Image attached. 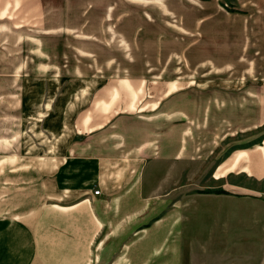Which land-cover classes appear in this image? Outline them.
I'll list each match as a JSON object with an SVG mask.
<instances>
[{"label": "crops", "instance_id": "1", "mask_svg": "<svg viewBox=\"0 0 264 264\" xmlns=\"http://www.w3.org/2000/svg\"><path fill=\"white\" fill-rule=\"evenodd\" d=\"M20 1L36 13L49 11V18L52 1L60 13L63 9L58 0ZM177 2L183 8L184 19L178 20L184 33L201 42L185 53L191 68L171 64L172 80L157 104L166 115L186 116L191 124L186 129L180 116L151 132L132 126L144 125L146 106L136 111L141 104L136 100L139 89L154 82L139 79L132 68L127 78L113 82L94 75L64 80L31 74L23 79L16 118L28 127V149L36 160L27 176L5 177L1 165L0 264H120L125 255L127 264H184L178 242L168 238L161 221L181 217L196 205L201 183L197 135L203 148L217 143L225 152L209 172L222 190L238 194L242 185L229 178L241 176L264 183V0H229L235 11L225 10L227 3L220 0H171L167 8L180 15ZM197 11L203 18L190 19ZM196 68L204 72L200 82L183 86L182 78L175 77ZM117 88L125 91V107L133 109L127 110V128L116 108L110 109L120 97ZM4 106L0 100L3 148L10 145L4 138ZM117 136L124 137V144L116 142ZM182 136H188L186 146ZM203 148L201 154L210 157L212 151ZM115 232L127 233L125 254L115 249Z\"/></svg>", "mask_w": 264, "mask_h": 264}, {"label": "rangeland", "instance_id": "2", "mask_svg": "<svg viewBox=\"0 0 264 264\" xmlns=\"http://www.w3.org/2000/svg\"><path fill=\"white\" fill-rule=\"evenodd\" d=\"M165 1L167 4L171 2ZM220 1L227 3L224 5L225 10L235 11L233 8L236 6L230 4L229 0ZM148 2L58 0L57 3L63 9L60 13L59 8L54 7L55 1H52L49 18V11L46 10L44 15L43 11L36 13L34 8L21 5L20 0L3 1L4 6L0 7V100L4 101V115L8 120L7 126L6 120L4 122V138L10 140V145L5 143L4 148L0 146L3 148L0 152V169L3 163L5 177L29 175L28 166L34 165L32 161L36 160L34 151L28 149L31 141L28 127L16 118L19 87L23 79L31 74H54L64 80L94 75L101 82H113L127 78L132 68L133 74L138 75L139 79L159 81L157 88L153 82L139 89L136 101L141 104L136 111L146 106L143 114L145 118L144 125L132 123L134 128H146L151 132L161 125L176 122L179 116L183 119L181 123H184L185 129L191 126L186 116L171 112L164 114L157 101L166 95V87L172 80L171 64L179 63L182 68H191L185 53L191 45L195 42L199 44L201 40L198 36L190 37L184 33V25L178 20L184 19L183 8L179 6L181 4L176 3L180 7L178 15L168 6L165 9L153 3L154 0ZM201 15L197 11L190 19H201ZM173 51H179V55ZM142 67L145 71H140ZM194 70L176 73L175 77L182 78L180 81L183 86L200 82L204 72L199 68ZM187 76L191 78H185ZM117 89L121 93L120 97L110 109L116 108L115 112L120 113L118 116L123 120L122 126L127 128V115H130L127 110L133 109L125 107L124 89ZM135 90L138 92V89ZM197 126L202 127V124L198 123ZM2 133L0 129V137ZM187 139L188 136H182L185 146ZM195 139L199 147L195 156H200L197 161L201 165V176L197 179L201 183L196 185V205L182 211L181 217L169 216L161 221L169 230L168 238L178 242L179 257L184 259V264H264V183L247 176L229 178V182L236 181L242 185L238 194H200L198 190H222L221 183L210 178L209 172L219 161L218 157L225 152L220 153L221 146L217 143L203 148L204 142L200 135ZM116 142L124 144V137L117 136ZM202 148L211 150L212 155H202ZM36 152L41 156L49 155L46 151ZM183 156L186 160L187 153ZM210 159L212 163L204 167V162ZM227 184L230 186V183ZM115 218L117 222H122L118 215ZM113 235L114 239L117 237V253L125 254L126 248L123 247L122 251V244L127 233L115 232ZM120 264H127V255L123 256ZM149 264H155V261Z\"/></svg>", "mask_w": 264, "mask_h": 264}, {"label": "bare ground", "instance_id": "3", "mask_svg": "<svg viewBox=\"0 0 264 264\" xmlns=\"http://www.w3.org/2000/svg\"><path fill=\"white\" fill-rule=\"evenodd\" d=\"M145 1V3H149L148 0H143ZM156 5L159 4V6L163 7L166 9L167 3L164 2V0H154V2Z\"/></svg>", "mask_w": 264, "mask_h": 264}, {"label": "trees", "instance_id": "4", "mask_svg": "<svg viewBox=\"0 0 264 264\" xmlns=\"http://www.w3.org/2000/svg\"><path fill=\"white\" fill-rule=\"evenodd\" d=\"M199 193H207V194H209V193H214V194H228V192L227 191H224V190H221V191H213V190H211V191H199Z\"/></svg>", "mask_w": 264, "mask_h": 264}, {"label": "built area", "instance_id": "5", "mask_svg": "<svg viewBox=\"0 0 264 264\" xmlns=\"http://www.w3.org/2000/svg\"><path fill=\"white\" fill-rule=\"evenodd\" d=\"M94 194H95V195H99V194H100V190H99V189H98V190H95V191H94Z\"/></svg>", "mask_w": 264, "mask_h": 264}]
</instances>
